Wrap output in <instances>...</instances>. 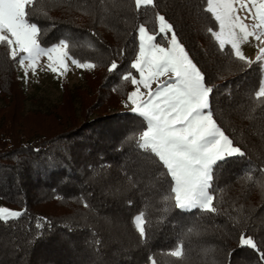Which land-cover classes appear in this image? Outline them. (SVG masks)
I'll return each mask as SVG.
<instances>
[{"label":"trees","instance_id":"obj_1","mask_svg":"<svg viewBox=\"0 0 264 264\" xmlns=\"http://www.w3.org/2000/svg\"><path fill=\"white\" fill-rule=\"evenodd\" d=\"M154 5L137 12L133 0H37L31 20L41 45L69 38L70 55L96 64L82 69L84 86L61 80L60 99L45 109L24 107L17 62L0 46V202L23 212L0 221V264H147L149 256L157 264H264L239 244L241 234L252 236L264 251V102L253 96L261 67L219 49L206 0ZM157 12L213 87L214 118L245 152L214 167L216 213L165 202L170 178L135 143L142 118L123 109L137 28L157 30ZM113 60L118 68L109 72ZM141 212L145 239L133 222ZM178 240L183 261L166 255Z\"/></svg>","mask_w":264,"mask_h":264},{"label":"snow or ice","instance_id":"obj_2","mask_svg":"<svg viewBox=\"0 0 264 264\" xmlns=\"http://www.w3.org/2000/svg\"><path fill=\"white\" fill-rule=\"evenodd\" d=\"M36 4L37 0H0V46H4L8 57L24 69L25 78L29 69L36 72L41 57H47L46 67L59 75L68 70V61L78 68H95V63L81 62L70 55L69 38L61 39L51 47L41 45L43 31L31 20L36 14ZM133 4L137 12L142 7H155L154 0H133ZM204 11L210 13L218 25V31L212 27L207 31L218 42L221 51L230 47L234 59L248 66L260 65L261 80L253 96L256 101L264 102V47L259 48L255 61L241 50V45L250 37L264 44V0H206ZM241 11L245 13L243 17L239 14ZM247 19L253 21L251 27L244 22ZM155 20V31H150L143 23L137 28L138 43L130 69L138 76L130 70L122 77L134 86L128 101L133 105L132 112L143 121L135 143L139 149L152 154L165 170L162 175L170 178L165 202L171 201L179 210L216 213L211 190L214 167L227 157H243L245 152L214 118L210 99L213 87L206 83L205 74L178 40L173 25L159 12L155 14ZM157 37H162L165 43L158 42ZM117 68L118 64L113 60L108 71ZM161 77L167 79L161 81ZM154 83L155 88L152 87ZM141 87L147 91L142 92ZM244 179L252 181L253 176L247 174ZM84 206L88 207V204L85 202ZM22 215L21 211L0 207L2 222ZM133 222L140 237L145 239V213L135 215ZM37 227L43 225L38 223ZM192 231L188 229L189 233ZM239 244L255 250L264 262V251H260L252 236L241 234ZM166 255L183 261L186 258L183 240H178ZM147 259L151 264H157L152 256Z\"/></svg>","mask_w":264,"mask_h":264},{"label":"rangeland","instance_id":"obj_3","mask_svg":"<svg viewBox=\"0 0 264 264\" xmlns=\"http://www.w3.org/2000/svg\"><path fill=\"white\" fill-rule=\"evenodd\" d=\"M239 14L241 15V17L245 15L243 11H241ZM244 22L249 24L250 27L253 23L251 19H247ZM168 35L170 36L171 34L169 33ZM55 44L57 43H54L47 47H51ZM260 47H264V44H260L258 41H255L254 38L250 37L247 43L241 45V50L247 58H249L250 60H256V56L259 54ZM47 64V57H41L36 72L33 73L32 70L29 69L27 78H25L24 69L20 67L18 63L16 64L17 75L25 92V108L45 109L52 103H56L60 99L61 95V80H65L69 87H72L74 85H85L82 68L76 67L71 63V61H68V70L63 75L53 73L46 67ZM166 79L167 77H161V81ZM152 87L155 88L156 84L154 83ZM133 90L134 86L132 85L131 88L127 91L126 97L122 100L123 109L132 111L133 105L128 101V94ZM141 91L146 92L147 90L141 87ZM0 207L18 211L15 208L5 206L1 202ZM147 264H151V262Z\"/></svg>","mask_w":264,"mask_h":264}]
</instances>
